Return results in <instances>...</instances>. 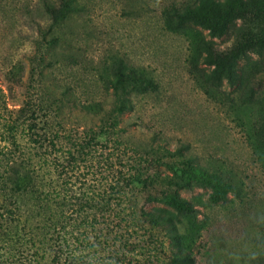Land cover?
I'll return each instance as SVG.
<instances>
[{
  "label": "rangeland",
  "instance_id": "1",
  "mask_svg": "<svg viewBox=\"0 0 264 264\" xmlns=\"http://www.w3.org/2000/svg\"><path fill=\"white\" fill-rule=\"evenodd\" d=\"M13 1L16 6L0 11V84L5 88L12 68L21 77L7 95L9 107L17 109L36 95L56 96L57 120L65 132H81L110 115L113 96L103 77L113 58L146 69L156 89L130 91L133 109L118 118L123 137L141 149L157 148L162 161L172 156L177 168L184 159L174 156L175 150L183 147L185 157L220 178L192 179L182 197L197 211L174 214L183 223L180 229L189 231L182 236L190 245V261L264 264V44L232 64L231 82L205 64L203 50L209 42L215 53L228 56L242 33L257 22L264 27V19H235L221 37H212L192 23L167 25L162 12L202 2L209 11L212 1L226 0H80L68 40L46 51L38 31L50 22L38 5L33 9L37 0ZM243 1L248 8L254 3L264 9V0ZM166 171L160 164L159 172ZM217 189L225 198L213 203L209 197Z\"/></svg>",
  "mask_w": 264,
  "mask_h": 264
},
{
  "label": "trees",
  "instance_id": "2",
  "mask_svg": "<svg viewBox=\"0 0 264 264\" xmlns=\"http://www.w3.org/2000/svg\"><path fill=\"white\" fill-rule=\"evenodd\" d=\"M3 2L0 11L16 4ZM37 5L50 22L38 31L39 46L54 50L68 40L69 21L81 10L80 0H37L33 9ZM202 7L203 2L172 8L162 17L167 25L205 27L212 37H221L235 19H264V9L254 3L248 8L243 0L212 1L209 11ZM259 23L242 33L228 56L205 43V64L231 82L232 64L263 47ZM108 70L103 78L113 96L110 115L81 132L72 129L73 134L57 120L56 96L24 98L17 109L10 108L7 95L21 77L13 68L7 71L5 88L0 84V251L14 250L3 253L0 264H192L188 239L182 236L189 231L180 229L183 223L174 214L197 211L182 197L192 179L206 183L220 178L185 157L183 147L175 150L174 156L184 159L177 168L172 156L162 161L157 148L141 149L125 139L118 118L133 109L130 91L153 92L156 84L146 69L121 57L113 58ZM160 164L165 173L159 172ZM224 198L223 189L209 197L213 203Z\"/></svg>",
  "mask_w": 264,
  "mask_h": 264
}]
</instances>
